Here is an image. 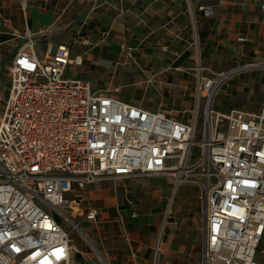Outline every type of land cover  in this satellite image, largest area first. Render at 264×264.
<instances>
[{
	"label": "built area",
	"instance_id": "2783aa9c",
	"mask_svg": "<svg viewBox=\"0 0 264 264\" xmlns=\"http://www.w3.org/2000/svg\"><path fill=\"white\" fill-rule=\"evenodd\" d=\"M17 1L25 9L28 0ZM81 65L66 45L39 59L30 39L8 64L9 89L0 98V264H71L73 244L55 215L78 231L71 204L78 207L75 197L87 187L154 174L170 175L176 187L199 181L201 264H264V96L254 113L211 108L242 68L200 77L196 109L183 122L68 78V68ZM84 217L95 222L97 212Z\"/></svg>",
	"mask_w": 264,
	"mask_h": 264
},
{
	"label": "crops",
	"instance_id": "0c3cea01",
	"mask_svg": "<svg viewBox=\"0 0 264 264\" xmlns=\"http://www.w3.org/2000/svg\"><path fill=\"white\" fill-rule=\"evenodd\" d=\"M18 2L0 0L2 99L9 89V77L1 80L2 63L7 62L8 76L14 54L35 38L45 44L44 55L58 45L70 47L71 58L79 56L83 64L76 78L93 75L98 79L95 87L90 84L95 91L110 92L103 91V83L109 82L118 88L133 87L141 96L156 92L171 98L172 106L187 114L196 109L200 77H214L249 62L264 63L263 0H28L25 9ZM11 41H18V48L7 54ZM125 48L131 50L129 54ZM231 87L234 92L243 91L239 85ZM139 102L125 103L151 111ZM177 119L185 122L189 117ZM120 179L142 182V178ZM118 189L126 198L104 184L91 185L75 197L81 210L78 215L85 216L90 208L97 212L95 222L81 221L93 223L86 237L94 251H72L71 259L77 254L75 264H201L205 211L201 251L195 245L185 249L172 232L164 231L158 240L161 205L153 203L150 212L143 211L153 222L142 218V223L132 207L129 216L119 212V205L127 209L121 199L130 202L129 193Z\"/></svg>",
	"mask_w": 264,
	"mask_h": 264
},
{
	"label": "rangeland",
	"instance_id": "374dc122",
	"mask_svg": "<svg viewBox=\"0 0 264 264\" xmlns=\"http://www.w3.org/2000/svg\"><path fill=\"white\" fill-rule=\"evenodd\" d=\"M17 43L18 41L8 42V47L6 49L7 54L18 48L15 47ZM22 44L23 42L19 45ZM33 47H35L34 52L37 57L39 59H42L45 52V44L42 42V40L35 38L33 40ZM2 59L3 58L1 57V62ZM257 63L260 62H249L248 64L241 65L240 68L242 69H240L233 76V78H231L232 81H226L220 87V89H218L211 106L214 111L221 113H227L230 110H240L249 113L257 112L264 96V67H248L252 64ZM6 65L7 62L2 63L3 74L1 76V80L7 79L8 77L5 74ZM81 71V67H69L67 70V76L68 78L80 76ZM85 80H87L93 87H95V84L98 81V79H96L93 75L86 76ZM238 85L243 88V91L240 90L234 92L231 86L236 87ZM103 86V91L107 89L110 91L108 93L119 97L125 102H130L133 100L140 101L139 103H141L142 106L151 108V111L156 110L158 112V110H161L165 113L169 112L168 114L177 118H181V116L190 118L192 115L191 113L187 114V112L183 113L184 109H175V107L172 106L173 101L170 100L171 98L165 95H161L160 93L151 92V95L149 92H147L145 96H141L142 94L139 93L138 90L135 91L133 87L118 88L117 84L110 85L109 82H107L106 84L103 83ZM149 94L150 96H148ZM189 99H191L192 103L194 102L192 98ZM203 102L204 100L201 101L200 111H202ZM199 132L200 131L197 130L195 141H199ZM197 152L198 150L195 149V156H197ZM188 165L190 167V165H194V163L188 162ZM196 171L197 170L195 169L192 174L196 173ZM96 184H104L107 187H112L114 190L116 189L118 197L119 195L125 196V193H119L118 188H120V190H126L129 193V197L127 200L128 202H130V204L128 205L125 196V198L121 200L123 201L122 203L125 204L127 209L124 210L119 205V212H124L127 214L126 216H129L128 211L129 208L132 207L138 212H142V215H139V213L137 212L136 218L137 220L139 219V221L142 223V218H149L147 219L149 223L153 222V217H144L143 211L145 213L150 212L149 207L152 206L153 203H158L159 205H161V209L159 212L163 213L159 215V220L157 221L158 240L160 241L161 237H163V235L165 234L164 231L172 232L175 240L177 241V244L183 245L185 249H190L192 245H195L196 247H198V250L200 248L201 251L202 244L200 240L204 221L203 213L205 211V200L203 198V194L200 191L199 181L195 177H190L188 182H184L178 187L174 185L173 178L168 174H154L144 177L142 178V182L140 183V185L132 179L124 180L119 178L103 180ZM162 187L164 188L162 189ZM66 198L73 199L72 195H67ZM185 201L187 202L186 205H184ZM88 203L89 205H93V202L91 201H89ZM71 205V207L76 210L75 212H81V210L78 209L77 205ZM82 212L83 214H85L86 211ZM55 218L58 224L61 225L62 229L69 233L71 243L74 247L73 251L75 253L80 252L81 250H87L90 252L94 251L93 244H91L90 240H88V238L86 237H89V235H91L90 228L92 227L93 223L88 224L81 222L85 219L84 215L80 216L77 214L74 219H72L74 223L79 225L78 231H71V226L66 223L63 218H58L56 215ZM259 250H264V238L261 241ZM76 255L77 254H75L74 257ZM74 257L72 258L73 264H75L76 260V257L75 259ZM258 259L260 261H264V256H260Z\"/></svg>",
	"mask_w": 264,
	"mask_h": 264
},
{
	"label": "trees",
	"instance_id": "16d2710c",
	"mask_svg": "<svg viewBox=\"0 0 264 264\" xmlns=\"http://www.w3.org/2000/svg\"><path fill=\"white\" fill-rule=\"evenodd\" d=\"M263 83H264V80H263Z\"/></svg>",
	"mask_w": 264,
	"mask_h": 264
}]
</instances>
